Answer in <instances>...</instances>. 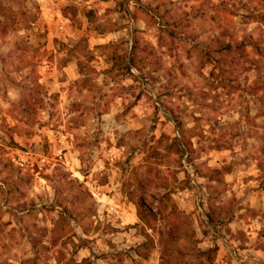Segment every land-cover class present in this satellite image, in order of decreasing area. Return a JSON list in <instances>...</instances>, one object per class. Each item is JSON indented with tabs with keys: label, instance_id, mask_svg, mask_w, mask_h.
Wrapping results in <instances>:
<instances>
[{
	"label": "rangeland",
	"instance_id": "374dc122",
	"mask_svg": "<svg viewBox=\"0 0 264 264\" xmlns=\"http://www.w3.org/2000/svg\"><path fill=\"white\" fill-rule=\"evenodd\" d=\"M13 1L0 0V264H158L159 233L177 264H210L214 247L212 264H264V0ZM132 36L150 52L135 80L104 76ZM215 40L233 51L225 80L199 68Z\"/></svg>",
	"mask_w": 264,
	"mask_h": 264
},
{
	"label": "trees",
	"instance_id": "16d2710c",
	"mask_svg": "<svg viewBox=\"0 0 264 264\" xmlns=\"http://www.w3.org/2000/svg\"><path fill=\"white\" fill-rule=\"evenodd\" d=\"M10 2H14L13 0H8ZM84 16L87 20V22H92L93 19V12L92 11H87L84 13ZM261 21L264 23V14L260 15ZM216 49L213 51H208L201 56L203 59L202 62L199 64V68H202L205 64L212 63L214 64L213 67L215 70H217V73L215 74L219 77H221L223 80L227 78V75L232 74V69L227 62V56L233 52L232 48L229 44L220 42V41H214ZM138 53H144L148 54L149 49L146 46H141L138 39L132 36L131 38V43L129 47V51L124 55H119L115 51H113L109 55V62H110V67L107 69H104L102 71V74L104 76H109L113 72H119V74L122 77H129L132 81L135 80V76L131 75L130 71L134 69L135 71L139 70V67L137 66V55ZM217 56H216V55ZM77 73L78 75H82V70L80 67V63H77ZM211 74V73H210ZM135 98L138 99V96ZM182 141V142H181ZM188 139H184L181 137L180 140H173L171 144H173L178 150H181L179 146H189ZM262 166H258L259 170H262ZM165 196V194H164ZM132 205L134 207V215L136 218V221L138 224L141 225L142 229L146 228L149 229L151 228V222L153 221V216L152 214L145 208L143 202L141 200H133ZM209 218V217H208ZM147 237V235H145ZM174 236L171 234H158V241L160 244V254H159V263L158 264H177V261L179 260V257H177V254L175 250H170L168 247L169 242L174 241ZM216 249L215 247L212 249H208L204 252H201V256L206 257L207 260L212 264V260L210 259L211 255H214ZM76 264V263H72Z\"/></svg>",
	"mask_w": 264,
	"mask_h": 264
},
{
	"label": "built area",
	"instance_id": "2783aa9c",
	"mask_svg": "<svg viewBox=\"0 0 264 264\" xmlns=\"http://www.w3.org/2000/svg\"><path fill=\"white\" fill-rule=\"evenodd\" d=\"M15 163V165H17L18 167H23L25 165V162L21 161V160H17V161H13ZM43 163H44V159H40L39 160V166L36 167V169L38 171L41 170V167H43ZM30 170L33 171V164L31 163L29 165ZM36 171V172H38ZM89 194L91 195V197L93 198V200L95 201V203L97 205H101V207H103L105 209V211L111 215L112 217H115L118 220H123L125 218V214L123 211H121L120 209H118V207L114 206L112 203H107L105 202L101 196L100 193L98 192V188L96 187H92L91 189H89Z\"/></svg>",
	"mask_w": 264,
	"mask_h": 264
},
{
	"label": "crops",
	"instance_id": "0c3cea01",
	"mask_svg": "<svg viewBox=\"0 0 264 264\" xmlns=\"http://www.w3.org/2000/svg\"><path fill=\"white\" fill-rule=\"evenodd\" d=\"M255 241H256L255 238H253V239L250 238V239H249V242H248V244H247V245H248V248H249L248 251H252V250H254L255 246H253V245L255 244ZM245 245H246V244H245Z\"/></svg>",
	"mask_w": 264,
	"mask_h": 264
}]
</instances>
